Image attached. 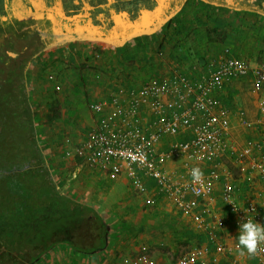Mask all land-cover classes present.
Masks as SVG:
<instances>
[{
	"label": "crops",
	"instance_id": "1",
	"mask_svg": "<svg viewBox=\"0 0 264 264\" xmlns=\"http://www.w3.org/2000/svg\"><path fill=\"white\" fill-rule=\"evenodd\" d=\"M164 1L158 0L159 6L155 10L145 11L137 20L123 14L120 16L121 31L107 34V37L98 35L101 29L91 26L90 18L83 15L65 16L59 0L31 2L38 4L42 11L51 12L54 29L61 31L59 39L44 51L45 57L39 58L35 66L28 69L27 75L36 109L38 132L45 147L46 163L53 177L55 173L59 182L66 181L71 185L75 198L95 207L96 201L93 199H98V203L104 205L110 195L124 190L127 183L136 185L125 173L111 178L108 172L88 166L79 157L66 156L67 149L81 143L96 126L97 116L89 108L91 102L110 99L119 87L137 88L156 77L184 74L194 80L201 79L228 53L239 54L254 64L264 62V20L256 14L190 0L182 11L158 23L156 14L160 13ZM23 11L25 15L26 11ZM238 12H242L241 15ZM234 13L235 17L230 16ZM232 24H235L234 27L239 25L234 29L238 33L232 31ZM84 28L88 33L74 35L75 29ZM226 43L234 50L227 53ZM44 60H48L47 65L51 67L52 64L54 69L41 72L39 66ZM48 72L56 75L61 90H55L45 78ZM214 94L229 110L230 139L233 143L241 147L248 139L264 137V125L259 124V119L264 117L259 110V98L253 91L251 75L227 81L224 89ZM241 111L244 115H241ZM246 121L254 125L248 127ZM163 146H167L164 141ZM167 168L178 169V161H169ZM220 168L223 172L233 170L234 179L241 185V191L237 194L242 201L252 194L255 198L258 191L264 190V182L259 177L255 178L253 185L245 181L246 172L236 167L230 158H224ZM142 179L147 188L145 195H156L155 180L149 177ZM150 182L155 184L149 186ZM221 192L218 182L212 209L215 216L223 217L227 222L221 234L240 264H254L253 258L239 249L232 215L222 200ZM124 197L122 194L121 198ZM159 197L157 203H166L169 210H176L179 216L191 220L170 199ZM133 203L138 208L142 204L138 198ZM132 238L127 235L117 240L116 249L109 244V240L106 251L91 253H99L101 259L105 256L106 260L101 264H128L126 260L139 253Z\"/></svg>",
	"mask_w": 264,
	"mask_h": 264
},
{
	"label": "built area",
	"instance_id": "2",
	"mask_svg": "<svg viewBox=\"0 0 264 264\" xmlns=\"http://www.w3.org/2000/svg\"><path fill=\"white\" fill-rule=\"evenodd\" d=\"M247 75L253 77V91L264 117V62L254 64L228 53L201 79L184 74L156 77L137 88L119 87L110 99L91 102L89 108L97 116L96 126L81 143L66 151L67 157H79L111 177L125 173L143 192L147 188L142 177L153 178L155 194L170 199L192 219L207 242H195L167 264H240L221 234L226 220L213 213L218 182L222 200L232 215L239 249L251 256L254 264H264V241L257 242L254 253L239 244L242 226L248 220L264 228V190L242 201L237 194L241 185L234 179L233 170L223 172L220 168L223 159L230 158L246 172L244 180L250 185L256 177L264 182V137L248 139L241 147L233 143L229 110L214 94L223 90L227 81ZM45 78L55 90H61L54 73ZM245 124L254 125L251 121ZM259 124L264 125V118L259 119ZM184 134L190 138L181 140ZM169 161H178V169H168ZM193 168L202 173L198 181L192 177ZM127 263L159 264L148 255L145 245Z\"/></svg>",
	"mask_w": 264,
	"mask_h": 264
},
{
	"label": "trees",
	"instance_id": "3",
	"mask_svg": "<svg viewBox=\"0 0 264 264\" xmlns=\"http://www.w3.org/2000/svg\"><path fill=\"white\" fill-rule=\"evenodd\" d=\"M33 1L0 0V36L8 42L7 45L0 42V264H34L58 244H67L76 252L101 251L108 245L111 228L97 207L63 192L55 173L53 177L47 166L27 75L30 62L54 44L61 31L54 29V16L45 10L41 28L37 27L35 22L40 14L31 6ZM189 1L165 0L156 21L182 11ZM198 1L248 11L264 20V0ZM59 2L65 16L90 18L91 26L100 27L101 37L121 31L123 14L137 20L145 11L159 6L158 0ZM14 8L30 11L33 15L26 16L30 23L13 15ZM19 22L26 26L15 28L13 23ZM34 31L43 43L29 57L19 59L8 54L6 48L14 45L12 38L31 37ZM83 32L88 33L87 28L75 29L74 35ZM180 138L186 140L190 136L184 134ZM198 238L200 243L207 242L203 233L199 232Z\"/></svg>",
	"mask_w": 264,
	"mask_h": 264
},
{
	"label": "rangeland",
	"instance_id": "4",
	"mask_svg": "<svg viewBox=\"0 0 264 264\" xmlns=\"http://www.w3.org/2000/svg\"><path fill=\"white\" fill-rule=\"evenodd\" d=\"M31 6L35 7V10L38 12V14H40L38 18H36L39 20H36L37 22L35 23L37 27L41 28V16L43 15L42 9L38 6V4H33ZM12 11L13 15H23L21 16L20 20L26 22L29 21V18L26 16L28 14L33 15L30 11H26L25 16L22 14L24 13L22 8H14ZM241 13L242 12H238L237 14L241 15ZM231 15L235 17V13L230 14V16ZM233 16L232 18L234 19ZM23 25L26 26V24ZM234 25L232 31L234 33H238V30L234 31V29L235 27L238 28L239 25L236 24L235 27ZM13 26L15 28L22 29L20 22L18 24L13 23ZM5 39L6 37L0 36V42H3L7 45L8 42ZM12 41L14 44L13 47L6 48V50L10 56L19 59L29 57L35 48L43 43V41L39 39V36L36 35V31L32 33L31 37H15L12 38ZM228 44L229 43H226L227 53L231 49L234 50V48ZM44 51L40 56L34 57V59L30 62L28 67L29 69L33 68V65L35 66V62L39 58L45 57ZM48 63V60L42 61L39 66V70L46 73L48 70L54 69L52 64L50 67V65H47ZM37 65L38 64H36V66ZM60 187L63 192L74 196L72 194L73 189L71 188V185L66 183V181L64 183L60 182ZM122 194L125 195L124 198H121ZM158 197L159 196L157 195H145V192L136 189V186L129 182L127 183V186L125 185L124 190H117L113 193V195H110L107 201L104 202V205L99 204L98 199H93L96 201V207L101 211L111 227L108 239V241L110 240L111 242L108 243L113 248L116 249L117 240L123 239L125 236L130 235L137 244L139 252L142 250V246L145 245L147 247V253L152 259H154L159 264H167L175 261L181 255L186 253L194 244V242L198 241L199 231L196 230L192 219L190 220L187 217L183 218L179 216V213L176 210H169L166 203H157V201H151L158 200L160 198ZM136 198L142 202L140 208H138L137 205H134L133 203L134 199ZM106 250L107 248L103 249L102 251ZM98 254L99 253L97 252H76L72 250L67 244H58L51 250L44 253L34 264H101L102 262H105V256L103 259H101L102 256L99 258ZM133 256H135V254H133L132 257ZM126 258H129V256H126ZM100 259L102 261L99 262Z\"/></svg>",
	"mask_w": 264,
	"mask_h": 264
},
{
	"label": "clouds",
	"instance_id": "5",
	"mask_svg": "<svg viewBox=\"0 0 264 264\" xmlns=\"http://www.w3.org/2000/svg\"><path fill=\"white\" fill-rule=\"evenodd\" d=\"M191 174L193 179L197 181L202 175L199 168H193ZM241 231L242 234L239 237V244L246 247L249 253H254L257 248V242L264 241V228L248 220V222L242 226Z\"/></svg>",
	"mask_w": 264,
	"mask_h": 264
},
{
	"label": "water",
	"instance_id": "6",
	"mask_svg": "<svg viewBox=\"0 0 264 264\" xmlns=\"http://www.w3.org/2000/svg\"><path fill=\"white\" fill-rule=\"evenodd\" d=\"M14 54V53H13Z\"/></svg>",
	"mask_w": 264,
	"mask_h": 264
}]
</instances>
